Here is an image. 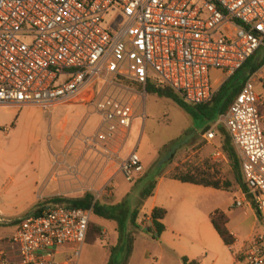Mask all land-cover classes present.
Returning a JSON list of instances; mask_svg holds the SVG:
<instances>
[{
    "label": "built area",
    "instance_id": "1",
    "mask_svg": "<svg viewBox=\"0 0 264 264\" xmlns=\"http://www.w3.org/2000/svg\"><path fill=\"white\" fill-rule=\"evenodd\" d=\"M263 49L264 0H0V106L92 105L101 117L95 138L109 146L128 135L149 83L205 105L213 70L231 76L260 63ZM100 84L128 97H99ZM224 118L247 188L236 207L263 215L264 65ZM215 158L226 160L222 151ZM120 169L129 182L144 172L137 152ZM91 220L92 210L66 205L28 214L12 237L18 260L0 252V264H78ZM234 245L235 264H264V234Z\"/></svg>",
    "mask_w": 264,
    "mask_h": 264
},
{
    "label": "crops",
    "instance_id": "2",
    "mask_svg": "<svg viewBox=\"0 0 264 264\" xmlns=\"http://www.w3.org/2000/svg\"><path fill=\"white\" fill-rule=\"evenodd\" d=\"M227 78L229 76L225 75V79L219 82L216 87L214 86L215 91L222 86ZM95 91L99 97H103L104 95L128 97L121 88H110L106 84H100ZM57 106L67 107L70 114H73L76 118L73 129L68 131L66 125H63V130L57 135V153H52L54 157L60 158V160L52 162L53 159L48 155L49 159L44 163V167L42 166L41 157L36 156V159L30 160L31 165L24 173L15 176L13 171L4 172L0 169V180H10L15 188L14 193H6L0 189V226L5 227L7 230L0 237V242H3V245H0V252L5 253L6 258L11 261H17L19 258L18 251L12 244V237L16 233L20 222L30 214L29 212L41 200L50 196L49 189L52 187H58L61 190L51 195H63L76 199L82 198L87 192H91L94 195L96 194L95 196L102 195L106 199L110 198L112 203L105 202L106 204H102L100 202L105 206L115 207L122 205L126 207L129 203L128 198L132 192V188L121 190L116 184V179L122 173L119 167L120 161L117 162V160H125L131 153L138 151V143L136 145L130 144V138L134 134L135 126L137 129L140 128L137 117L125 138L119 137L111 145L105 146L95 138L101 124V117L94 106L80 101L59 104ZM139 106L140 104H138L137 109ZM17 109L21 108L17 107ZM219 123H221V117L211 127L210 131L214 132L215 128H217L216 135H219L221 145L219 144L220 146L217 147L216 137L213 140H207V134H204L202 139L207 144L201 150L203 154H210L215 151V156L218 151L224 153L222 150L223 140L219 133V128L223 127ZM194 129L197 134L202 132V128L200 126L197 127L195 124ZM77 130L81 131V136H84L87 139L86 142L90 144L86 143L85 145L84 138L82 139L80 135L75 134ZM196 132H194L195 135ZM87 145L88 147H86ZM115 153L119 154L120 159H117ZM154 158L155 153L153 154ZM225 161H227V156ZM39 168H58L56 182L50 181V171L42 178ZM82 169L86 170V172L81 174ZM173 169H169L162 174V177L157 179V185L152 197L143 201L141 194L139 200L137 199L131 210L129 209L132 214L136 211L139 212L136 223L141 228L140 234L133 224L124 230L126 234H132L135 237L130 259L127 261L126 254L121 252V260L118 261L114 256V262L112 263V250L120 249L119 224L110 225L107 222L108 220L103 218L102 222H96L94 218L93 222L102 229L103 238L97 240L94 244L85 243L77 260L78 264H110V262L111 264H183L180 261L183 257L197 260L201 264H235L233 250L230 246L224 244L214 229L210 215L216 210H222L227 215V228L235 239L233 249H239L241 244L253 231H258L260 217L254 208L245 207L241 209L244 219L237 223L232 215V211L226 209L227 203L222 204L219 193H237L241 196L239 200H243L245 199L244 191L231 180L232 188L230 191L182 183L168 177ZM145 172H148V170L144 167V172L138 176L134 184H138L144 180L142 177ZM216 180L220 179L216 178ZM108 189L110 190L108 191ZM155 208H162L167 211V215L163 221L165 232L158 239H154L150 233L144 236V231L152 228L151 214ZM38 210L39 207L35 212H38ZM244 223L246 224L245 233L240 236L237 234V228ZM140 237L143 242L139 245ZM182 237H185L184 243L180 240ZM97 245L100 247V255L92 258V252L88 247H96ZM221 245L227 250V254L228 251L231 253L232 257L228 254L229 256L225 262L218 259L210 261L208 259L209 253L217 255L222 252L223 248H221ZM70 255V252L61 253L57 256V260L63 261L70 257ZM202 257H205V259L202 260Z\"/></svg>",
    "mask_w": 264,
    "mask_h": 264
},
{
    "label": "rangeland",
    "instance_id": "3",
    "mask_svg": "<svg viewBox=\"0 0 264 264\" xmlns=\"http://www.w3.org/2000/svg\"><path fill=\"white\" fill-rule=\"evenodd\" d=\"M223 79H225V74L223 72L218 70L212 71L211 80L213 86L216 87ZM98 87L99 85H97L96 88ZM260 91L261 88L258 87L257 92ZM138 104H140V106L137 109V122L140 125V128L137 129L135 126L134 134L130 138V144L136 145L138 143L137 153L140 156L144 167L148 170V172H145L142 177L145 178L149 171L158 165L160 160L168 153L170 148L175 143L183 140L186 136L196 131L194 129L192 117L171 100L159 99L157 96L149 95L147 93L145 96L138 99L137 106ZM17 107L19 106H0V169L4 172L13 171L14 176L24 173L25 170L31 165L30 160L33 161L36 159V156H39V158L41 157L43 162L42 166L44 167V163L47 159H49L48 155H50L53 159L52 162L59 161L60 158L53 156L57 153V135L63 130V125H66L67 130L70 131L74 128L76 123V118L73 114H70V111L67 107L57 106L51 110H45L43 107L38 105L19 107L21 109H17ZM224 119V116H222L221 123H219V125L222 126L227 133ZM209 131L206 133L200 132L198 134L196 132V135L190 139L188 144L179 149L170 163L166 164L162 174L171 168H175L178 165H183L186 167L185 169L193 167V169L199 168L205 170L206 172H209L214 178H219L221 182H229L232 185L230 182L231 180L237 186L228 158L227 161H219L214 156L215 151L210 154H203V151H201L202 148L207 144V142L202 139V136L204 134H208ZM215 131V141L217 140V147H219L221 145V139L219 135H216L217 128H215ZM75 134L81 136V131L77 130ZM81 138H84L83 140L85 141L84 143L86 145L87 139L84 136H81ZM86 147H88V145ZM154 153L155 158L153 159ZM115 155H117V159H120L118 153H115ZM118 161H120L119 167L121 168L122 162L124 160H117V162ZM57 169L58 168H39V171L41 172L42 178L48 171H50V181L53 180L56 182ZM85 172L86 170L82 169L81 174ZM149 181L150 178H146L140 183L134 184V182H129L123 173H121L116 179V184L121 190L124 188H132V192L128 198L129 203L125 207L123 221L121 222L124 229L131 226L132 213L129 211V209L131 210V207L135 204L134 202L137 201V199L139 200L141 194L149 184ZM0 189L4 190L6 193L15 192V188L13 187L10 180H0ZM60 190L61 189H58V187L50 188V196L41 200L40 203L36 205L37 207L35 206L29 213H34L38 207L50 206L49 200L53 197H65L63 195H51L60 192ZM109 190L110 189H108V191ZM219 194L222 204L227 203L228 206L226 209L232 211V215L236 222H241L244 219V215L242 210L236 207V202L241 198V196L237 193L231 192H221ZM95 200H98L102 204L109 202L112 203L110 198L106 199V197H103L102 195L95 196ZM94 218L96 219V222H102L101 217L93 215L91 223H94ZM107 222L113 226L115 223L118 224V222L113 220H108ZM95 226L100 228L96 224ZM245 226L246 224L244 223L239 228H237L238 235L241 236L245 233ZM137 229L139 232L141 228L138 227ZM6 231L7 230L5 227L0 226V237ZM144 232V236L149 234L147 231ZM258 232L264 234V214L259 218ZM102 238L103 236L101 229V236L98 240H101ZM184 238L185 237H182L180 239L182 243L185 242ZM86 242H88V236ZM142 242L143 241L140 237L138 244L140 245ZM0 245H3V242H0ZM98 246L99 245L96 247H88L92 252V258L100 255L101 251L100 247ZM221 248H223V251L217 255L209 253L208 259L210 261L218 259L219 261L225 262L229 255L232 257L229 251V255L227 254V250H225L223 245H221ZM121 257L122 253L120 250H118L115 254V258L120 261ZM204 259L205 257H202V260Z\"/></svg>",
    "mask_w": 264,
    "mask_h": 264
},
{
    "label": "trees",
    "instance_id": "4",
    "mask_svg": "<svg viewBox=\"0 0 264 264\" xmlns=\"http://www.w3.org/2000/svg\"><path fill=\"white\" fill-rule=\"evenodd\" d=\"M264 65V61L261 63L252 60L244 67L243 70L234 73L229 76L222 86L215 92L214 97L211 102L201 106H190L188 105L183 97L175 92L173 89L167 86H157L153 83H149L146 91L149 95L157 96L159 99H168L173 101L182 110L189 114L194 124L197 127L202 128V133H206L211 129V127L219 120L220 117L227 115L229 109L240 94L245 82L248 77L259 68ZM219 133L222 136V150L230 161L232 171L234 174L235 182L243 190L246 191V184L244 182L240 158L235 150L232 139L229 133L225 132L223 128H219ZM170 163V162H169ZM168 163V164H169ZM166 167L164 165L161 169L153 168L145 176L144 179L150 178L149 184L142 193V200L146 201L153 196L154 190L157 185V179L162 177V171ZM183 165L176 166L168 175L171 179L180 181L182 183H188L203 187H211L216 190L230 191L232 185L229 182H221L216 180L209 172L205 170L189 167ZM50 206L54 207L57 205H66L80 209L92 210V216H98L106 220H113L118 222L120 230V249L112 250V263L114 262L115 252L120 250L123 254H126V260L128 261L132 255L133 246L135 243V237L132 234H126L124 232V227L122 226V221L124 217L125 207L122 205L118 206H105L102 205L98 200H95L94 194L91 192L85 193L82 198L69 199L62 196H56L49 200ZM45 206L39 207L38 213L43 212L46 209ZM139 212L136 211L132 214L131 223L133 226L138 228L136 223ZM167 215V211L162 208H155L151 214L152 228L147 232L152 234L154 239H158L164 232L165 226L163 221ZM261 217V213L258 214ZM211 223L224 242L226 246H230L234 243V238L227 228L228 217L222 210H216L210 215ZM88 243L94 244L101 236V229L96 227L94 223L90 222L89 226ZM183 264H201L197 260H190L187 257L182 258ZM111 264V262H110Z\"/></svg>",
    "mask_w": 264,
    "mask_h": 264
},
{
    "label": "water",
    "instance_id": "5",
    "mask_svg": "<svg viewBox=\"0 0 264 264\" xmlns=\"http://www.w3.org/2000/svg\"><path fill=\"white\" fill-rule=\"evenodd\" d=\"M264 60V49L261 52L260 55V63L263 62ZM195 136V133L192 132L190 135L186 136L183 140L175 143L170 150L168 151V153L160 160V162L158 163V165L156 166L157 168H162L164 165L168 164L172 158L174 157V155L176 154V152L181 149L183 146L187 145L188 142L190 141V139L192 137Z\"/></svg>",
    "mask_w": 264,
    "mask_h": 264
}]
</instances>
